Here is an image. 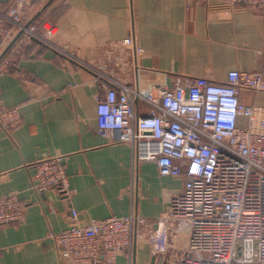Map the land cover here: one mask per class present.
<instances>
[{"label": "crops", "instance_id": "obj_1", "mask_svg": "<svg viewBox=\"0 0 264 264\" xmlns=\"http://www.w3.org/2000/svg\"><path fill=\"white\" fill-rule=\"evenodd\" d=\"M47 2L0 5L23 4L31 19ZM33 22L54 26L52 46L26 42L8 53V69L0 70V108L18 107L22 115L17 128L0 130V196L18 192L24 204L21 222L0 225V264H74L58 258L51 235L68 226L70 207L81 221L137 210L150 218L153 240L138 241L132 261L120 254L116 264H173L188 233L168 238L157 217L184 178L161 175L153 161L134 162L130 143L99 134L97 99L106 82L91 66L114 44L123 47L116 60L135 56L133 87H171L185 77L223 82L236 69L264 75V7L230 0H53ZM132 32L143 49L137 55L129 47ZM63 44L73 58L58 50ZM116 75L125 77L118 69ZM240 99L264 106V91L241 90ZM135 104L140 113L148 109L143 100ZM57 154L65 156L70 198L31 189L36 162Z\"/></svg>", "mask_w": 264, "mask_h": 264}, {"label": "built area", "instance_id": "obj_2", "mask_svg": "<svg viewBox=\"0 0 264 264\" xmlns=\"http://www.w3.org/2000/svg\"><path fill=\"white\" fill-rule=\"evenodd\" d=\"M230 1L264 7V0ZM29 17L23 4L0 5V53L20 30L9 52L34 40L52 46L54 26L34 22L26 26ZM57 47L74 57L66 44ZM129 47L136 55L143 52L133 32ZM122 49L114 44L102 49L98 66H91L106 82L104 95L97 99L98 132L110 142L130 143L134 162L153 161L161 175L184 178L182 189L157 217L168 238L188 233L185 248L172 256L173 264H264V106L240 99L241 90L264 91L263 73L236 69L223 82L185 77L171 87L144 89L130 83L134 72L130 69L137 67L135 56L116 60L115 51ZM8 53L0 70L8 69ZM116 69L125 77L117 76ZM136 99L148 105L145 112L137 110ZM21 123L18 107L0 108V130L10 131ZM64 158L57 154L39 159L31 189L55 190L70 198ZM69 212L68 226L51 234L60 260L116 264L118 255L127 254L132 261L138 241L152 242L154 237L150 218L135 209L125 216L86 221L75 208ZM23 218L18 192L0 196V225Z\"/></svg>", "mask_w": 264, "mask_h": 264}, {"label": "water", "instance_id": "obj_3", "mask_svg": "<svg viewBox=\"0 0 264 264\" xmlns=\"http://www.w3.org/2000/svg\"><path fill=\"white\" fill-rule=\"evenodd\" d=\"M53 0H48V2L42 7V9H40L27 23L26 26H28L29 24H31L41 13L42 11L52 2ZM22 30H20L19 32H17L15 34V36L10 40V42L6 45V47L2 50V52L0 53V61L3 59V57L10 51V49L12 48V46L14 45V43L17 41V39L20 37V35L22 34ZM137 100V99H136Z\"/></svg>", "mask_w": 264, "mask_h": 264}]
</instances>
